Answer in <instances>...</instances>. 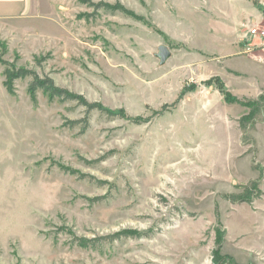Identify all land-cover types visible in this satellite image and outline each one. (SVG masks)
<instances>
[{"label":"rangeland","instance_id":"374dc122","mask_svg":"<svg viewBox=\"0 0 264 264\" xmlns=\"http://www.w3.org/2000/svg\"><path fill=\"white\" fill-rule=\"evenodd\" d=\"M39 5L3 59L141 122L93 110L83 131L84 106L9 93L0 63V264H264L262 0ZM121 231L141 235L78 242Z\"/></svg>","mask_w":264,"mask_h":264},{"label":"trees","instance_id":"16d2710c","mask_svg":"<svg viewBox=\"0 0 264 264\" xmlns=\"http://www.w3.org/2000/svg\"><path fill=\"white\" fill-rule=\"evenodd\" d=\"M96 5V4H95ZM97 8H103L108 12L111 13H123L125 15H130L135 17V13L131 10L128 9L124 4L121 2H117L116 4H112L109 2H101L98 5H96ZM3 54L4 52L0 51V63L4 66V85L6 89L8 90L9 93L15 94L16 88H15V82L18 79H24V78H30V83H29V93L33 101L36 103L37 102V92L39 90H42L45 94L49 96V99L54 100V99H59L60 101H75L79 105H82L86 108L87 114L86 117L71 121L73 125L79 124L81 122H84L86 125H84L83 131H85L88 126H89V119H90V113L93 110H98L102 113L107 114L108 116L115 117V116H120L123 118H128V121L132 122H141L140 117H134V116H129L124 113L122 109H110L106 106H104L101 102L98 101H89L83 94L74 92L72 90H69L67 88L61 87L56 84L55 80L48 76H42L38 73V71L28 68V67H23V66H18L16 65L15 62H10L7 60L3 59ZM222 92L228 102H238L237 97L235 95H232L229 93V91L225 88L222 87ZM249 104V103H247ZM248 107V105H246ZM252 107V106H250ZM254 108L251 110L250 113L253 112ZM252 117V115H250ZM149 120V119H147ZM61 168L64 171H69V167H66L64 165H60ZM70 172H77L76 170H71ZM141 234L138 233L137 231H121L117 232L112 235H107L106 236H99L97 238H86V237H80L78 238L79 245L83 247H89V246H96V243L104 242V241H113L115 239H119L122 236H140Z\"/></svg>","mask_w":264,"mask_h":264},{"label":"crops","instance_id":"0c3cea01","mask_svg":"<svg viewBox=\"0 0 264 264\" xmlns=\"http://www.w3.org/2000/svg\"><path fill=\"white\" fill-rule=\"evenodd\" d=\"M41 2L42 0H0V35L12 39L15 35L17 38H25V34H31L32 28L39 27L37 20L43 16L40 12Z\"/></svg>","mask_w":264,"mask_h":264},{"label":"water","instance_id":"95a60500","mask_svg":"<svg viewBox=\"0 0 264 264\" xmlns=\"http://www.w3.org/2000/svg\"><path fill=\"white\" fill-rule=\"evenodd\" d=\"M156 56L160 59L161 64H165L167 60L172 56V53L168 46L160 45Z\"/></svg>","mask_w":264,"mask_h":264},{"label":"built area","instance_id":"2783aa9c","mask_svg":"<svg viewBox=\"0 0 264 264\" xmlns=\"http://www.w3.org/2000/svg\"><path fill=\"white\" fill-rule=\"evenodd\" d=\"M254 34H261L264 37V26L260 29L254 28L251 30Z\"/></svg>","mask_w":264,"mask_h":264}]
</instances>
